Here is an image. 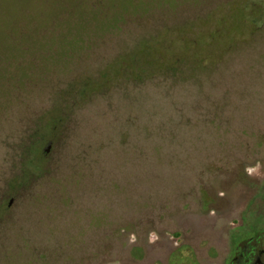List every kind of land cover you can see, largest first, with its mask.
<instances>
[{"label": "rangeland", "instance_id": "obj_1", "mask_svg": "<svg viewBox=\"0 0 264 264\" xmlns=\"http://www.w3.org/2000/svg\"><path fill=\"white\" fill-rule=\"evenodd\" d=\"M252 21L264 0H0V264H224L242 210L264 208ZM208 40L211 63L238 42L210 77L153 73ZM58 99L69 120L18 185Z\"/></svg>", "mask_w": 264, "mask_h": 264}, {"label": "trees", "instance_id": "obj_2", "mask_svg": "<svg viewBox=\"0 0 264 264\" xmlns=\"http://www.w3.org/2000/svg\"><path fill=\"white\" fill-rule=\"evenodd\" d=\"M198 19H200V17L194 18L193 21L196 20L197 22ZM193 21H190L187 24H192L191 22ZM196 22L193 23L194 29H192L189 32H193L196 29L195 27ZM209 22H210L209 19L206 20L205 22H202V25L197 29L198 30L202 29L203 25H208ZM251 23L253 25V31H252L253 33H257V35H259L264 32L263 24L262 27H258L254 21H252ZM187 26L188 25L185 24L178 26L181 29L180 33L181 34L183 33L182 35L186 36L189 33L188 32L185 34L184 32L185 31L184 28H187ZM148 43L150 42L148 41ZM237 43L238 42L235 41V43L232 44L231 48L227 49V51L224 53L220 50L221 52L219 51L220 53H218L219 57H217L216 61L211 63L208 62V59L206 60L204 54L200 53L201 52L200 48H211L214 44L211 43L210 40H208L205 45L202 44L200 46L196 41V45H194L193 48L198 49L199 53L188 51V53L179 54L175 59L173 58L174 60L172 59L173 63L171 65H169L167 59L165 58L168 64L165 65L160 64L161 66L156 68L155 72L153 73L157 72V74H162L166 72L169 73V75L172 76L173 78L176 79L179 78L180 80H184L194 77H200L201 74L199 73L208 71V77H210V74L212 73L214 74V72H216L218 66L223 65L224 56L230 53L231 51L236 50L235 46ZM188 55L193 57V61L192 62L188 61L189 63L186 62L187 64H184L182 62V58ZM190 63L192 64L188 66V64ZM153 73H150L149 75L147 73L146 74L148 75V78H152ZM134 74L136 78L139 76V74L136 72ZM83 96H86V92L84 91H83ZM58 100L59 101L55 103L54 108L51 111H49L50 112L48 113L50 114L48 115L49 117H46L47 118L46 120L42 119L41 124L38 126L39 129H35L34 132L31 133L30 136L27 137L26 140H23L20 144V153H19L20 175H18L15 181L17 182L18 185L28 182L29 179L32 178V176H35L37 174L39 175L43 171H45V169H43L44 166L43 164H41V162H43L44 159L43 156H45L46 154V148H47L46 145H49L51 143H53V145L55 144L57 131H61L62 127L69 120V116L67 113L68 105L66 104L64 99H58ZM5 208L6 207L3 204L0 205V209H2V211H4Z\"/></svg>", "mask_w": 264, "mask_h": 264}, {"label": "flooded vegetation", "instance_id": "obj_3", "mask_svg": "<svg viewBox=\"0 0 264 264\" xmlns=\"http://www.w3.org/2000/svg\"><path fill=\"white\" fill-rule=\"evenodd\" d=\"M12 202L8 203L5 212ZM255 205L257 207L242 210V222L230 231V245L224 264H264V208L259 207V203Z\"/></svg>", "mask_w": 264, "mask_h": 264}, {"label": "water", "instance_id": "obj_4", "mask_svg": "<svg viewBox=\"0 0 264 264\" xmlns=\"http://www.w3.org/2000/svg\"><path fill=\"white\" fill-rule=\"evenodd\" d=\"M51 144H49L48 146H47V148H46V153H48L50 150H51Z\"/></svg>", "mask_w": 264, "mask_h": 264}]
</instances>
